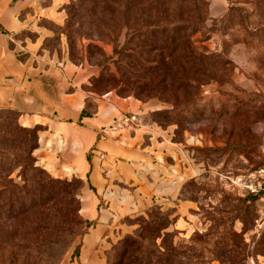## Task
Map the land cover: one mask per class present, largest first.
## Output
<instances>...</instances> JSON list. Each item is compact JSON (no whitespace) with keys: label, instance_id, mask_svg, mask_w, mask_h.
Masks as SVG:
<instances>
[{"label":"rangeland","instance_id":"374dc122","mask_svg":"<svg viewBox=\"0 0 264 264\" xmlns=\"http://www.w3.org/2000/svg\"><path fill=\"white\" fill-rule=\"evenodd\" d=\"M159 1L163 15L155 20V27L149 29L159 39L155 60L157 55L166 56L169 52L160 38L166 37L176 20H169L166 15L171 12L175 17V11L186 10L183 0ZM193 1L201 3V9L207 4L209 12L207 29L195 36L194 40L199 43L193 48L199 47L198 51L201 47L206 48L213 54L214 61L225 62V67L216 73L215 80L190 83L191 86H200V95L193 99L194 102L184 105V112L179 115L170 114L172 105L160 100L159 95L151 99L165 107L151 118L164 127H174V140L181 144L187 166L195 172L193 178L183 183L180 197L181 201L190 202L192 208L180 217L177 225L180 204L177 201H149L138 212L135 195L124 191V188L134 190L128 185L118 183L115 194L109 197L97 194L89 180L75 176L57 178L46 170L54 179L70 183L66 188L69 187L71 196L78 193L75 202L62 206L59 201L52 200L48 205L53 214L61 216L54 220L58 225L49 222V232H45L46 240L56 242L57 248L43 247L44 254L33 250L28 257L25 251L15 257L4 258V254L0 264H120L113 254L118 252L123 241L135 237L139 228L137 219L146 216L153 206L171 213V219L176 221L169 229L178 232L173 244L175 250H182L198 234L205 238L191 248L196 256L202 254L205 264H223L224 258L221 259L218 252L225 248L232 249L231 257H237L242 264H264V189L253 194L246 186L249 181L256 186L263 182L258 172L264 169V0H227L229 6L224 5L220 17L210 14L211 3L215 0L189 2ZM40 25L54 34L45 43L54 51L61 44L62 30L46 21H41ZM118 34L113 41L97 43L108 57L112 58L115 47H123L126 42V30ZM35 37L34 32L27 30L15 36V40L23 42ZM88 44V41L84 42V45ZM17 45L20 49V44ZM77 51L81 52V48ZM179 52L174 54L175 61L184 66ZM133 56L136 69L141 71L140 54L134 52ZM101 60L95 55L91 61L97 63ZM93 67L100 75L102 68ZM149 67L154 68L155 64ZM107 70L108 73L117 72L112 60L107 63ZM141 74L146 81L152 82L151 88L161 86L164 80L160 71L155 75ZM122 86L124 88V83ZM111 87L107 84L95 95L111 92L117 95L121 91V86L109 91ZM89 105L94 107L93 102ZM18 176L16 172L12 178L19 182ZM47 191L49 200L57 198L58 189ZM125 194L126 205L123 202ZM62 207L64 212H61ZM25 220L33 221L30 216ZM224 231H234L237 236H221Z\"/></svg>","mask_w":264,"mask_h":264},{"label":"trees","instance_id":"16d2710c","mask_svg":"<svg viewBox=\"0 0 264 264\" xmlns=\"http://www.w3.org/2000/svg\"><path fill=\"white\" fill-rule=\"evenodd\" d=\"M183 1L185 11L182 9L178 12L173 11L175 17L171 12L166 15L169 20L173 18L176 21H173L174 26L168 30L166 37L164 35L160 38V41L167 45L168 54L157 55L156 60L154 52L157 50L156 44L159 39L154 37V33L149 29L154 28L155 20L161 19L163 15L159 0H75L63 7L67 15L63 26H57L45 19H41L40 22L46 21L62 30L61 37L64 36L66 39L68 56L73 64L87 63L102 68L100 75L93 78L91 86L87 88L90 92L95 94L109 84L112 86L109 91L121 86V91L117 92V95L133 97L142 102L150 101L159 95L160 100L172 105L170 114L179 115L184 112V105L194 102L193 99L200 95V86H191L190 83L215 80L216 73L225 67V62H215L213 54L206 48L201 47V52L198 51L199 47L193 48L199 43L194 40L195 36L207 29L206 23L209 21L207 4L202 5L201 9L199 2ZM44 4L48 5L49 0H45ZM124 29L126 30L124 46L115 47L113 57H108L97 43L113 41L112 39ZM50 39L45 40L43 48L53 51L45 44ZM59 40L61 42V39ZM85 41L89 42L87 46L84 45ZM171 46L175 47L172 49ZM79 47L81 52L77 51ZM61 49L60 44L54 51L60 54ZM178 51L182 61L184 60V66L175 61L174 54ZM134 52H138L142 58L141 71L134 65ZM95 55L102 60L93 63L91 60ZM109 60H112L117 68L115 74L108 73ZM151 64H155V67H149ZM153 71L155 74L160 71L164 80L161 86L151 88L152 82L146 81L141 72L155 75ZM92 108L93 106L89 105L88 109L82 111L81 116H90ZM151 115L150 121L166 128L152 119ZM18 119V112L0 109V259L4 254H6L4 258L18 256L22 251H25L27 257L32 255L33 250L44 254L43 247L47 246L48 249H56L57 243L46 240L45 232L47 234L49 232V222L61 216L53 214L48 205L52 200L59 201L62 206L67 205L75 202L78 197V193L71 196L69 187L66 188L70 183L54 179L37 165L34 151L38 147V131L23 128ZM16 172L19 173V182L12 178ZM48 189H58L57 198L52 197L49 200ZM64 210L62 207L61 212ZM28 216L32 217L33 221L25 222ZM171 216V213L163 212L156 206L151 207L146 216L137 219L139 228L135 237L123 241L118 252L113 254L115 260L120 264H205L201 259L202 254L196 256L191 248L203 242L204 236L197 234L182 250H175L173 244L178 232L169 231L176 222ZM54 222L58 225L57 221ZM227 234L230 237L237 236L234 231L231 233L224 231L221 236ZM232 253L234 251L229 248L219 251L220 258H224L222 263L242 264L237 257H231Z\"/></svg>","mask_w":264,"mask_h":264},{"label":"crops","instance_id":"0c3cea01","mask_svg":"<svg viewBox=\"0 0 264 264\" xmlns=\"http://www.w3.org/2000/svg\"><path fill=\"white\" fill-rule=\"evenodd\" d=\"M72 1L49 0L45 5V0H0V109L18 112L20 126L38 131L34 156L51 175L89 180L97 194L109 197L118 183L128 185L134 190L124 191L135 195L138 212L149 201H177L178 225L192 208L180 197L183 183L195 172L187 166L181 144L173 140L174 127L149 120L152 113L165 109L163 104L112 92L97 96L87 88L99 71L73 64L64 36L62 57L43 48L54 34L39 25L40 20L63 26V7ZM224 5L229 6L227 0L213 1L211 16L220 17ZM27 30L36 34L35 39L17 42L15 36ZM91 102V115L82 117ZM129 116H136L137 124L121 127Z\"/></svg>","mask_w":264,"mask_h":264},{"label":"built area","instance_id":"2783aa9c","mask_svg":"<svg viewBox=\"0 0 264 264\" xmlns=\"http://www.w3.org/2000/svg\"><path fill=\"white\" fill-rule=\"evenodd\" d=\"M138 118L136 116H129V117H124L122 121L120 122L121 127H132L133 125L137 124ZM259 176L262 178L263 182L258 184H253L251 181L246 185L247 189L253 193V194H258L260 193L264 188V169L258 172Z\"/></svg>","mask_w":264,"mask_h":264}]
</instances>
